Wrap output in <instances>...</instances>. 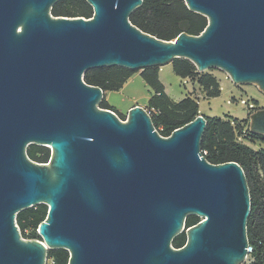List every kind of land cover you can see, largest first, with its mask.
<instances>
[{"label":"water","instance_id":"95a60500","mask_svg":"<svg viewBox=\"0 0 264 264\" xmlns=\"http://www.w3.org/2000/svg\"><path fill=\"white\" fill-rule=\"evenodd\" d=\"M58 1L0 0V264H45L54 249L67 264L247 263L246 178L201 155L205 117L161 137L138 105L123 121L99 108L103 92L82 74L186 59L264 94V0H183L207 25L172 41L129 23L142 0H85L89 20L52 17ZM247 120L264 137V107ZM31 144L50 150L47 164L27 158ZM39 204L40 240H23L15 215ZM188 216L201 220L185 228Z\"/></svg>","mask_w":264,"mask_h":264},{"label":"trees","instance_id":"16d2710c","mask_svg":"<svg viewBox=\"0 0 264 264\" xmlns=\"http://www.w3.org/2000/svg\"><path fill=\"white\" fill-rule=\"evenodd\" d=\"M49 13L56 18L88 20L92 17V9L85 0H59ZM128 21L141 32L163 41H172L181 33L197 36L207 25L206 18L189 11L183 0H142V5L130 14ZM170 65L175 76L189 79L205 98L219 96L220 84L209 72H198L186 59H174ZM137 72L152 91L147 109L152 126L161 137H168L171 132L191 122L198 115L199 97H193L192 90L178 102L172 101L159 80L158 67L140 71L117 66L94 68L86 70L82 74V80L88 86L100 88L102 92H113L118 91ZM251 102L255 110L259 108L255 101ZM99 108L113 111L122 121L125 119L104 98L100 101ZM204 117L206 126L200 144L201 155L212 165L234 162L242 168L250 197L246 231L251 252L247 264H264V137L248 130L247 118L237 120L229 116ZM254 144L258 145L257 149L251 147ZM25 154L34 163L47 164L50 150L31 144L26 147ZM46 213L47 207L39 204L15 215V224L23 240H40L36 230ZM197 220L194 216H188L184 221L185 228L195 225ZM185 240L182 232L172 239L170 245L173 249H180ZM68 258V252L64 249L47 250L45 263L67 264Z\"/></svg>","mask_w":264,"mask_h":264},{"label":"rangeland","instance_id":"374dc122","mask_svg":"<svg viewBox=\"0 0 264 264\" xmlns=\"http://www.w3.org/2000/svg\"><path fill=\"white\" fill-rule=\"evenodd\" d=\"M162 68L166 70L161 75L163 76V82L167 91L172 93L176 99L180 100L186 97L187 94L189 95L193 90L192 96L199 97L198 109L199 113L203 116L221 118L229 116L237 120L246 119L247 108L239 104V99L255 101L258 107H264V94L255 86H236L229 79H226L224 73L219 70L211 69L205 71L215 76L221 87L218 97L207 99L193 83L189 82V84L184 87L181 84V79L174 75L170 65L162 66L161 69ZM232 98L236 101H232ZM251 147L257 149L258 145L254 144Z\"/></svg>","mask_w":264,"mask_h":264},{"label":"crops","instance_id":"0c3cea01","mask_svg":"<svg viewBox=\"0 0 264 264\" xmlns=\"http://www.w3.org/2000/svg\"><path fill=\"white\" fill-rule=\"evenodd\" d=\"M164 71H166L164 68H159L158 72V77L164 87V92L172 101L178 102L179 99H176L174 95L169 93L165 88L163 76L161 75ZM151 94L152 91L145 85L139 72H137L132 74L118 91L103 92V98L107 104L114 108L119 114L126 116L128 110L135 105L148 111L147 102Z\"/></svg>","mask_w":264,"mask_h":264},{"label":"built area","instance_id":"2783aa9c","mask_svg":"<svg viewBox=\"0 0 264 264\" xmlns=\"http://www.w3.org/2000/svg\"><path fill=\"white\" fill-rule=\"evenodd\" d=\"M225 75V74H224ZM225 78L226 79H229L226 75H225ZM189 79H181V84L184 86V87H186L188 84H189ZM220 90H221V87H220ZM232 101H236V100H234V99H232ZM239 104L240 105H242V106H245L246 108H247V115L249 114V113H251V112H253L254 110H255V106L253 105V103L250 101V100H248V99H239ZM147 113L149 114V111H147ZM198 114H200V113H198ZM247 118V117H246ZM15 224V223H14ZM15 226H16V228H17V230H18V232H19V229H18V227H17V225L15 224ZM36 232H37V230H36ZM19 234H20V232H19ZM251 252V248H249V253ZM249 255V254H248ZM247 260H248V256H247ZM246 260V262H248Z\"/></svg>","mask_w":264,"mask_h":264},{"label":"flooded vegetation","instance_id":"af4514ba","mask_svg":"<svg viewBox=\"0 0 264 264\" xmlns=\"http://www.w3.org/2000/svg\"><path fill=\"white\" fill-rule=\"evenodd\" d=\"M194 217H196L198 219L197 222L195 223V224H197L201 220V218H199L198 216H194Z\"/></svg>","mask_w":264,"mask_h":264},{"label":"clouds","instance_id":"9594fccd","mask_svg":"<svg viewBox=\"0 0 264 264\" xmlns=\"http://www.w3.org/2000/svg\"><path fill=\"white\" fill-rule=\"evenodd\" d=\"M91 19V18H90ZM89 20V19H88ZM125 122V121H124Z\"/></svg>","mask_w":264,"mask_h":264}]
</instances>
